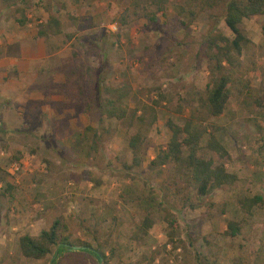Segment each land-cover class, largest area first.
<instances>
[{
    "label": "rangeland",
    "instance_id": "rangeland-1",
    "mask_svg": "<svg viewBox=\"0 0 264 264\" xmlns=\"http://www.w3.org/2000/svg\"><path fill=\"white\" fill-rule=\"evenodd\" d=\"M144 5L0 2V264H49L54 247L42 258H25L17 239L38 235L58 216L68 245L96 248L105 258L67 248L55 264H264V14L239 24L247 39L240 59L249 66L248 89L209 119L213 128L202 123L206 131L198 140L196 155L212 158L235 180L198 196L175 171L173 183L146 165L169 138L165 121L181 126L203 93L207 70L197 55L203 37L210 30L231 33L220 5L202 9L198 0H166L153 22ZM49 17L58 28L48 25ZM38 30L44 35L36 36ZM120 86L130 88L129 108L133 96L169 97L145 131L142 178L120 171L130 161L126 143L135 122L103 117L114 131L101 150L85 156L84 148H74L86 125L97 126L91 113L103 87ZM210 133L222 148L218 154L207 146ZM255 195L261 200L246 207L243 199ZM228 221L236 224L232 236Z\"/></svg>",
    "mask_w": 264,
    "mask_h": 264
},
{
    "label": "trees",
    "instance_id": "trees-1",
    "mask_svg": "<svg viewBox=\"0 0 264 264\" xmlns=\"http://www.w3.org/2000/svg\"><path fill=\"white\" fill-rule=\"evenodd\" d=\"M145 1L146 5L142 10L146 11L147 21L153 22L166 0ZM0 2L11 6L22 3L23 0H0ZM198 3L202 9L221 6L222 21L229 29L231 37L216 30H210L203 37L197 51L198 57L205 61L207 70L203 93L198 97L197 106L189 112L181 126L169 119L165 121L170 133L169 138L163 147L157 149L154 156L148 161L146 168L153 176H161L165 173L173 183H175L176 177L172 172L175 171L177 178L185 187H192L198 196H204L216 188L231 185L235 180V175L228 173L222 165L214 164L212 158H200L196 152L198 140L206 131L205 125L214 127L208 123L209 119L218 116L226 108L231 98L236 97L243 89H248L244 74L249 70V66L240 59L247 39L241 32L239 24L242 19L264 14V0H198ZM147 7L150 9L146 10ZM17 14L19 16L15 17V21L22 25L25 22V17L21 12ZM47 23L49 26L58 28V22L53 17H49ZM48 25L45 24V27ZM261 32L264 33V23L261 25ZM42 35H44V31L38 30L36 36ZM129 93L128 86L103 87V97L98 99L96 111L91 113V117L96 118L97 126L86 125L81 133V139L79 138L80 140L75 143L74 148L77 151H82L84 148L85 156H88L91 151L101 150L99 145L103 140L111 137L114 131L111 127H104L101 122L103 117L116 120L126 119L130 125L135 122L134 132L130 134L126 143L130 152V161L129 163L122 162L120 171L124 175L142 178L138 170L141 165L140 148L145 131L155 122L156 108L160 106V102H168L169 97L165 93H156L154 98L142 101L133 96L134 103L132 108H129L125 100ZM89 107V103H86V112ZM207 146L213 153L218 154L222 151L221 146L211 133L207 138ZM91 181L94 184L99 183L97 178H92ZM160 188L165 192L169 190L164 184H161ZM260 200L259 195L243 199L247 202L246 207ZM226 228L227 234L232 236L236 232L235 222L228 221ZM68 244L66 225L60 216L54 218L50 225L41 230L38 235L23 234L17 239L18 250L25 258H42L51 251V247H54V257L49 264H55L56 256L67 250ZM84 245L88 247L86 243ZM84 250L97 260L105 258L104 254L96 248H84Z\"/></svg>",
    "mask_w": 264,
    "mask_h": 264
},
{
    "label": "water",
    "instance_id": "water-1",
    "mask_svg": "<svg viewBox=\"0 0 264 264\" xmlns=\"http://www.w3.org/2000/svg\"><path fill=\"white\" fill-rule=\"evenodd\" d=\"M68 249H72V250H74V249H83L84 247H81V246H75V245H72V246H69V245H67L66 246ZM101 264V263H100Z\"/></svg>",
    "mask_w": 264,
    "mask_h": 264
},
{
    "label": "crops",
    "instance_id": "crops-1",
    "mask_svg": "<svg viewBox=\"0 0 264 264\" xmlns=\"http://www.w3.org/2000/svg\"><path fill=\"white\" fill-rule=\"evenodd\" d=\"M36 54H37V55H31V56H30V58H31L32 60H34V59H35V57H39L38 50H37ZM22 58H24V57H22Z\"/></svg>",
    "mask_w": 264,
    "mask_h": 264
}]
</instances>
